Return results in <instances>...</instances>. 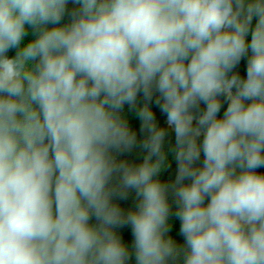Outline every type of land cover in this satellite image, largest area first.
Segmentation results:
<instances>
[{"label":"clouds","instance_id":"1","mask_svg":"<svg viewBox=\"0 0 264 264\" xmlns=\"http://www.w3.org/2000/svg\"><path fill=\"white\" fill-rule=\"evenodd\" d=\"M0 264H264V0H0Z\"/></svg>","mask_w":264,"mask_h":264}]
</instances>
